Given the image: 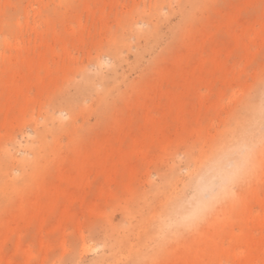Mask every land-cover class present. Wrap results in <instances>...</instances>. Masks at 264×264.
Returning <instances> with one entry per match:
<instances>
[{
    "label": "rangeland",
    "instance_id": "1",
    "mask_svg": "<svg viewBox=\"0 0 264 264\" xmlns=\"http://www.w3.org/2000/svg\"><path fill=\"white\" fill-rule=\"evenodd\" d=\"M263 94L264 0H0V264H264V138L177 213Z\"/></svg>",
    "mask_w": 264,
    "mask_h": 264
},
{
    "label": "bare ground",
    "instance_id": "2",
    "mask_svg": "<svg viewBox=\"0 0 264 264\" xmlns=\"http://www.w3.org/2000/svg\"><path fill=\"white\" fill-rule=\"evenodd\" d=\"M259 103L255 104L250 109V114L254 117V120L264 119V94L262 100H258ZM244 121H238L237 127L242 128ZM264 138V128L256 133L254 139H249L248 136L243 133H238V131H232L228 134L220 137L217 141L212 143L210 148L203 152L199 159L198 165L194 173L191 175L189 181L193 186L195 200L193 202H187L182 200L178 204L177 213L181 216H188L189 218L193 215L198 214L202 208H206L199 218L207 219L208 214L215 211L220 205V194L230 190V176L235 173L222 171L223 164H216L215 162L219 159L222 153L227 149L241 140L248 146V151L245 154V159L237 163L239 165L238 171L244 167L245 172L252 170L253 159L260 156V149L257 146V142ZM220 185H225L223 191ZM217 188V189H216ZM216 189V190H215ZM51 197V196H50ZM172 200L169 198L167 200L170 203ZM167 207V206H166ZM254 212L250 209L245 210L244 213H236L235 216L239 223H243L247 228H251L254 231L264 229V217L253 219L251 215ZM205 216V217H204ZM224 228V226H222ZM235 240H239L233 236ZM248 245H253L252 234L247 232L246 234L239 236ZM212 242H205L204 245H211ZM202 256H200V262L202 261ZM199 262V260H198Z\"/></svg>",
    "mask_w": 264,
    "mask_h": 264
},
{
    "label": "clouds",
    "instance_id": "3",
    "mask_svg": "<svg viewBox=\"0 0 264 264\" xmlns=\"http://www.w3.org/2000/svg\"><path fill=\"white\" fill-rule=\"evenodd\" d=\"M248 151V146L241 140L240 142L227 147V149L222 153L219 159L215 162L216 164H223L222 171H228L235 173L238 171L239 165L237 163L238 160H244L245 154ZM206 211V208H202L201 211L190 217L189 219L192 222V226L198 222L200 215Z\"/></svg>",
    "mask_w": 264,
    "mask_h": 264
},
{
    "label": "snow or ice",
    "instance_id": "4",
    "mask_svg": "<svg viewBox=\"0 0 264 264\" xmlns=\"http://www.w3.org/2000/svg\"><path fill=\"white\" fill-rule=\"evenodd\" d=\"M107 64H108L107 59L106 58H102V62H101L100 67H105Z\"/></svg>",
    "mask_w": 264,
    "mask_h": 264
}]
</instances>
